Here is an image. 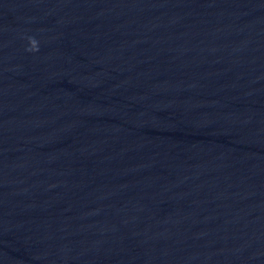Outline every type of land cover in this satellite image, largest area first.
<instances>
[{
	"label": "water",
	"instance_id": "obj_1",
	"mask_svg": "<svg viewBox=\"0 0 264 264\" xmlns=\"http://www.w3.org/2000/svg\"><path fill=\"white\" fill-rule=\"evenodd\" d=\"M0 264H264V0H0Z\"/></svg>",
	"mask_w": 264,
	"mask_h": 264
},
{
	"label": "clouds",
	"instance_id": "obj_2",
	"mask_svg": "<svg viewBox=\"0 0 264 264\" xmlns=\"http://www.w3.org/2000/svg\"><path fill=\"white\" fill-rule=\"evenodd\" d=\"M28 48L26 51L36 52L38 50V42L33 37H28Z\"/></svg>",
	"mask_w": 264,
	"mask_h": 264
}]
</instances>
